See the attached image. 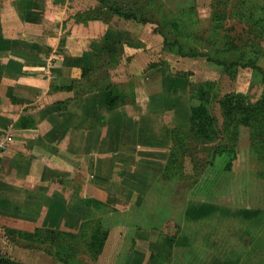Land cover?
Listing matches in <instances>:
<instances>
[{"label": "crops", "instance_id": "crops-1", "mask_svg": "<svg viewBox=\"0 0 264 264\" xmlns=\"http://www.w3.org/2000/svg\"><path fill=\"white\" fill-rule=\"evenodd\" d=\"M50 7L46 0H0V227L77 233L96 209L122 211L148 199L171 152L166 127L182 120L177 114L188 99L175 72L150 63L148 50L164 42L152 25L140 24L139 33V23L127 29V20H117L96 37L64 30ZM105 55L114 70L91 79L104 85L129 77L133 101L108 108L101 86L67 89ZM200 202L191 197L184 209L175 253L191 250L200 264H238L247 247L238 246L236 258V247L214 243L191 210ZM208 206V217L221 209ZM165 230H138L124 264H149ZM36 253L39 264L52 262Z\"/></svg>", "mask_w": 264, "mask_h": 264}, {"label": "rangeland", "instance_id": "rangeland-1", "mask_svg": "<svg viewBox=\"0 0 264 264\" xmlns=\"http://www.w3.org/2000/svg\"><path fill=\"white\" fill-rule=\"evenodd\" d=\"M46 1L50 2L52 6L50 9L59 22H64L66 31H84L96 36L103 25L117 20H127L125 22L127 29L136 25L131 26V23H139L138 30L142 33L146 26L140 24H149L157 33L164 31L171 42L175 39L176 43L183 41L182 44L186 48L189 47V44L188 47L186 45V38H190V44L195 39L198 41L197 56L179 55L169 50L164 42L148 50L152 55L150 63H161L166 71L176 73L177 80L180 78L188 99L185 109H181L177 114L182 120L173 123L171 127H166V136L171 140V152L178 154L176 163L172 165L178 172H169L168 177L161 180L148 199L139 205L142 210L141 215L152 219L151 224L154 222L158 224V217L164 218L162 228L165 225L166 232L160 234L150 263L191 264L188 261L191 260L194 252L187 251L180 257L179 253H175L173 246H169L167 240L179 230L184 209L188 206L189 199L194 197L204 204L198 208L193 206L191 210L200 213L196 221L205 229L206 234L211 232L214 243L220 241L228 250L236 247L235 252L230 253L236 258L240 256L237 247L246 246L245 252H241L238 264H264V106L261 102L264 92L262 80L264 34L256 38L249 28V23L236 15L239 6L245 11L252 10V6L256 5L255 11L264 16L261 11L264 0H224L225 4H220V7L228 9V17L222 26L214 27V30L211 28L214 0H193L194 2L191 1L185 6L180 5L183 0H149L152 2L155 15L153 22L148 23L112 15L99 0ZM192 13L198 17L197 30L200 31V34L198 36L194 34V37L187 33L189 27L187 18ZM95 15L98 18L93 20L91 17ZM166 20L170 21L167 25ZM252 37L255 41L259 40L263 48V54L259 56L257 62L260 70L252 66H238L236 74L232 75L215 62L208 60V57L231 55L228 50L222 52L224 48L227 49V46L223 45L224 41H232V44L241 47ZM208 40L211 45L206 46ZM210 47L211 52H209ZM110 67L106 69L111 73L114 69L111 65ZM124 71L119 69L118 73L122 74ZM113 73L116 75L115 71ZM110 79L113 83L117 82L115 77ZM198 83L204 84L209 90L207 92L209 95L206 94L204 100L199 98L198 90H195ZM130 84L133 86L129 77L117 82L126 93L129 91L132 93ZM228 94L243 98L245 105L241 103L243 108L227 115V109L223 111L221 100ZM127 99L131 101V95ZM200 101H203L209 114L215 117L217 128L220 129L217 136L208 142L206 140L200 142L203 136L199 138L196 134H190L191 109ZM223 146L225 149L221 148ZM221 150H225L222 155L219 153ZM209 162L213 163V168L207 166ZM226 166L230 168L226 169ZM222 171L224 173L221 176ZM172 175H176V178ZM203 175L210 177L212 182L220 181L219 184L214 183L213 189L217 191L222 188L223 183L226 184V187L217 192V200H207L198 194L191 195L193 185L200 178L202 179ZM213 204L221 209L217 212L213 211L208 217L207 214L211 211L208 205ZM11 229L0 227V253L9 251L12 253L11 256L20 259L19 262L22 264H39L36 250L42 252L39 255L48 256L52 261L50 264H101L100 256H96L93 252H85L86 247L82 244L81 238L66 242L65 240L68 239L66 236L49 239L50 235L47 232H39L42 240L33 243L26 235ZM29 243L32 245L27 247ZM72 243L77 249L75 254L71 252L69 246ZM46 248L51 250L52 254H49Z\"/></svg>", "mask_w": 264, "mask_h": 264}, {"label": "trees", "instance_id": "trees-1", "mask_svg": "<svg viewBox=\"0 0 264 264\" xmlns=\"http://www.w3.org/2000/svg\"><path fill=\"white\" fill-rule=\"evenodd\" d=\"M194 2L193 0H183L180 2L181 6H185L189 2ZM215 4L212 6V30L214 27L222 26L223 22L228 17V9L226 7L221 8L220 4H225L224 0H214ZM245 1V0H244ZM99 2L107 9L112 15H117L118 17H122L124 19H131L134 21H138L141 23H148L153 22L154 8L151 6L152 2L149 0H99ZM243 4V1H242ZM239 6L236 11V15H238L241 19L245 20L249 23V28L256 38L264 34V16L259 14L260 12L255 11L256 5L252 6V10H245ZM221 8V9H220ZM261 11L264 13V3L261 5ZM93 20L98 18L96 15L91 17ZM188 19V34L191 36L199 35L200 31L197 30L198 28V17L194 15V13L189 14ZM166 20V25L169 24ZM110 24L103 25L100 30L96 33V37H100L103 35L105 30ZM179 27V26H176ZM91 28V26H90ZM191 30V32H189ZM164 37V44L168 46L169 50L176 52L182 56H197L198 51V41L195 39L190 44V38H186V48L183 41H178L180 43H176V39L174 42H171L168 36H165L164 31L159 32ZM195 34V35H194ZM229 38L228 36H225ZM261 39V38H260ZM246 42L245 45L242 44L241 47H238L235 44H232L229 41H224L223 45L227 46V49L224 48L222 52H226L228 50L231 55H226L223 57H208L209 61L215 62L217 65L222 67L223 70L228 72L229 74L235 75L238 66H252L260 70L258 66V59L259 56L263 54V48L260 45V41H255L254 37L250 38ZM189 42V43H188ZM206 43V46L211 45ZM177 44V45H176ZM176 46V47H175ZM209 48V47H208ZM211 52V47L209 49ZM233 52V53H232ZM215 54V52H212ZM109 54V52H108ZM112 66V65H111ZM111 68L108 63L107 55L102 58V65L98 67L96 70L93 69H83L82 75L78 80L73 81V83L67 87V89H71L77 85H83L86 87L87 90L96 88V87H103L106 90V102L108 108H114L120 104L127 102V97L131 95L133 101V90L132 93L124 92L119 85L107 81V83H102L101 78H97L99 80H92L91 78L94 76H105L106 79L109 77V71L106 68ZM105 70V71H104ZM91 79V80H90ZM264 82V75L262 77ZM85 89V90H86ZM195 90H198L199 98L204 100L207 92V86L204 84L198 83L196 84ZM209 95V94H207ZM261 102L264 106V92L262 93ZM241 103H245L243 98L235 97L231 94L224 96L221 100L223 111L227 109V115L231 112L237 111L244 106H241ZM245 105V104H244ZM190 120L192 125L190 127V134H196L199 138L203 136L200 140H206V142L213 140L214 136L220 132L217 128V123L215 122V117L213 118L211 114H209V110L203 103H200L197 106H193L191 109V117ZM192 135V136H193ZM225 149V147H221ZM225 150L219 151L222 155L224 154ZM178 158L177 153L170 152L169 159L167 161L165 172L162 176L161 180H165L168 176L169 172L177 171L175 166L172 167L173 164L176 163V159ZM179 166V165H178ZM207 166L213 168V163L209 162ZM177 168V167H176ZM230 168L226 166V169ZM209 169V168H208ZM210 170V169H209ZM178 172V171H177ZM219 173V172H217ZM223 171L221 176L223 175ZM176 174V173H175ZM173 178H176V175H172ZM218 181V180H217ZM220 182V181H218ZM218 182H212L210 177L207 175H203L202 179L200 178L195 184L193 185L194 188L192 189L191 195H200L201 197L206 198L207 200H217L219 192L223 187H226V184H222V188L217 191L214 188V183L219 184ZM225 189V188H224ZM146 201V199H144ZM143 201V202H144ZM232 201V200H231ZM141 207L138 205L132 206L127 210H118V209H96L94 210L91 215L86 218L82 224L81 228L77 233L72 232H65L57 229L52 228H37L34 232H23L16 229H11L16 232H20L27 236L30 242H38L40 239L42 240V236H39V232H47L50 236L49 239H54V237L58 236H66L68 237L66 242L74 241L78 238L82 239V244L85 245L86 251L85 252H93L96 256H100V263L101 264H124L130 249L132 248L136 232L140 229L146 228H156L160 230L162 227V223L164 221L163 217H158L159 223H152V219H147L145 216L141 215L142 210ZM176 235H171L167 243L169 246H173L175 241ZM62 242L61 240H59ZM75 243V242H74ZM32 244H28L27 247H30ZM71 248V252L75 254L77 252L76 247H73L74 244H69ZM69 248V247H68ZM46 251L49 254H52V251L46 248ZM185 255V252H183ZM154 254L152 255V257ZM191 264H200L201 259L197 256V254H192ZM151 262V261H150ZM0 264H22L21 262L15 260L10 255L0 253ZM151 264V263H149Z\"/></svg>", "mask_w": 264, "mask_h": 264}, {"label": "built area", "instance_id": "built-area-1", "mask_svg": "<svg viewBox=\"0 0 264 264\" xmlns=\"http://www.w3.org/2000/svg\"><path fill=\"white\" fill-rule=\"evenodd\" d=\"M5 146V143H0V148L4 147Z\"/></svg>", "mask_w": 264, "mask_h": 264}]
</instances>
